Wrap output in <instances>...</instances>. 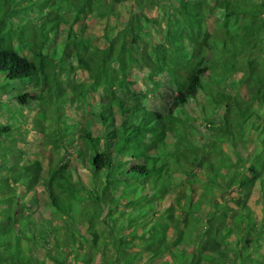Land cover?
<instances>
[{"label": "trees", "instance_id": "obj_1", "mask_svg": "<svg viewBox=\"0 0 264 264\" xmlns=\"http://www.w3.org/2000/svg\"><path fill=\"white\" fill-rule=\"evenodd\" d=\"M263 246L264 0H0V264H264Z\"/></svg>", "mask_w": 264, "mask_h": 264}, {"label": "rangeland", "instance_id": "obj_2", "mask_svg": "<svg viewBox=\"0 0 264 264\" xmlns=\"http://www.w3.org/2000/svg\"><path fill=\"white\" fill-rule=\"evenodd\" d=\"M148 10H149V13H150V15L152 17L153 16H157L158 13H159L158 12V9H148ZM104 25H105V21L104 20H99V21H97L94 24V27L97 30H103L104 29ZM68 78H66V80H68V81H71L72 80L73 83H75L77 85L80 84V81L82 80V77L80 75H77L76 73L74 75L68 77ZM66 83L67 82L65 81V84ZM171 92H172V88L166 82L165 85H164V87L161 89L160 95L158 94L156 97H154V99L152 100V103L151 104L154 105V107L162 106V103L167 104L169 102L170 98H171ZM69 93L70 92L65 91L64 96L69 97L70 99H72V100H70L68 102L69 107H70V110H72V113H73L75 119L77 121L78 120L81 121V120H83V117H84V114H85V106H84V104L82 102L77 101L76 97H73V94L70 95ZM93 95H94L93 98L96 100L97 94L94 93ZM29 113H28V115L29 116H32L30 119L33 118L32 121L35 122V123H38V121H39V119L41 117L40 116H37V112H36V114H33V113L32 114L31 113L29 114ZM42 119H43V122L44 123L41 121L39 127H41L43 129L46 126V128H47L48 127L47 122H45V119L44 118H42ZM33 125L34 124H30V126H33ZM35 127L36 126H34V128ZM203 128H204V126H203ZM45 161H46L45 162V168H46L45 173L47 174V168L49 166V161H48V159H46ZM76 167L78 169H80L81 168V165L80 164H77ZM37 200H38V203H37V205L34 206V208L36 209L38 215H40L41 213H44L45 215H49L50 210L48 208V200H47L46 196L44 195V193L42 191V188H40V190H39V194L37 196ZM262 251H264V246H263V250ZM39 252L42 253L43 251L42 250H39Z\"/></svg>", "mask_w": 264, "mask_h": 264}]
</instances>
